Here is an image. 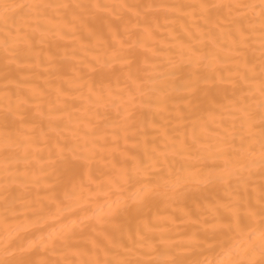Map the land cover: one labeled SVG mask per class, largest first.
Returning a JSON list of instances; mask_svg holds the SVG:
<instances>
[{"label":"bare ground","instance_id":"bare-ground-1","mask_svg":"<svg viewBox=\"0 0 264 264\" xmlns=\"http://www.w3.org/2000/svg\"><path fill=\"white\" fill-rule=\"evenodd\" d=\"M0 264H264V0H0Z\"/></svg>","mask_w":264,"mask_h":264}]
</instances>
